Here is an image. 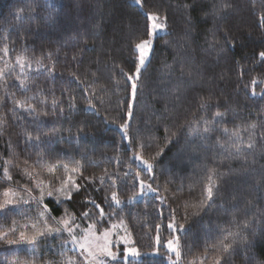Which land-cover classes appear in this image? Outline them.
I'll return each mask as SVG.
<instances>
[{"label": "trees", "instance_id": "trees-1", "mask_svg": "<svg viewBox=\"0 0 264 264\" xmlns=\"http://www.w3.org/2000/svg\"><path fill=\"white\" fill-rule=\"evenodd\" d=\"M139 1L0 0V204L12 188L36 191L25 169L59 187L38 160L70 169L79 161L80 191L43 204L98 233L124 224L142 258L115 264H169L176 237L182 264H264V0ZM153 14L167 33L153 39L133 98L128 76ZM68 174L61 167L55 176ZM141 180L156 191L137 200ZM7 215L0 228L15 211ZM62 242L39 245L54 255ZM8 255L0 243V264Z\"/></svg>", "mask_w": 264, "mask_h": 264}, {"label": "rangeland", "instance_id": "rangeland-1", "mask_svg": "<svg viewBox=\"0 0 264 264\" xmlns=\"http://www.w3.org/2000/svg\"><path fill=\"white\" fill-rule=\"evenodd\" d=\"M136 4L140 5V1L136 0ZM151 16V15H150ZM149 16V17H150ZM159 18V17H158ZM150 25H151V38L152 41L151 47L148 50V53L145 57V64L141 67V70L146 66L148 63L150 56H151V50L153 48V39L157 35H163L167 33V29L165 26V23L160 18L156 21H153L149 18ZM163 23V27L159 29L153 30L152 25L153 23ZM140 57V50L137 49ZM139 156L136 155V157ZM138 165L143 169L147 170L146 165L142 163L141 160L136 159ZM155 191H147L145 190L144 194L138 195L137 200L141 199L146 194H153ZM9 194L5 196V199L2 204H5L6 200H12L11 204H5V206L0 209L2 219L6 220L8 218V211H15V215L11 222L8 220L6 221V225L0 228V243L3 244V246L7 249L8 256H5L4 259L8 261V264H67V261L69 260V254L66 255L67 252H74L75 257H70L73 260H75L76 264H83L84 256L81 255L82 250L78 248L76 244H73L71 236L68 234L67 231H62L60 233L52 232L48 233L43 218L39 216V213L44 210V204L43 203H37L40 197V191L36 189V191L27 192L24 190V188H12L9 192ZM13 193L15 195H13ZM47 195H44V198ZM53 196H56L55 194ZM32 197H36L34 200ZM44 201V199H43ZM6 208V209H5ZM4 209V210H3ZM46 216H48L47 223L51 225L53 228H62V225L57 223V221H60L61 219H66L67 217L64 215L60 218H54L52 219L49 213H46ZM36 223L37 228L33 229L31 227L32 224ZM75 225H78L79 227L75 228V235L77 237V240L79 241L84 235L85 231L89 229V227L84 228L80 222L75 219L74 221ZM72 226V225H70ZM14 228L15 231H10V229ZM177 229V228H176ZM38 231L45 232V235L40 236L36 233ZM95 232V236H92L91 233H89V240L93 242H99L104 243L105 237L104 233H98L96 228L93 229ZM23 232L27 237L36 236L35 240H21L20 239V233ZM178 232V231H177ZM7 233V235H5ZM108 236L107 240L111 241V250L114 253H117V259L111 260V258L104 256V255H97L98 260H101L104 262V264H115L116 262H123L128 263L130 260H140L142 258L141 253L134 247V243L132 241V238L129 234V232L126 230V227L124 224H116L113 226V228L109 231H107ZM179 233V232H178ZM178 236V234H177ZM45 237H58L63 242L58 244L57 247H54L51 251L54 255H50L48 250L50 249H43L41 250V247L39 245L40 241ZM177 238V237H176ZM172 240L173 245L177 248V250L180 252V258L177 260L175 252L169 251V254L171 258L168 262L169 264H182L184 261L181 259L182 252L181 248L179 246V242L177 243V239ZM65 241H64V240ZM134 248L136 249L140 255L139 256H132L127 252V249ZM95 251V249H93ZM156 254V253H154ZM46 256V257H45ZM92 264H96L95 261L92 262ZM184 264H215V263H207L205 258H199L192 261H187V263Z\"/></svg>", "mask_w": 264, "mask_h": 264}, {"label": "snow or ice", "instance_id": "snow-or-ice-1", "mask_svg": "<svg viewBox=\"0 0 264 264\" xmlns=\"http://www.w3.org/2000/svg\"><path fill=\"white\" fill-rule=\"evenodd\" d=\"M149 18L151 20H153V21H156V20L159 19L155 14L151 15ZM262 19H264V17H262ZM162 27H163V23L162 22L161 23H153V25H152L153 30L159 29V28H162ZM151 44H152L151 40H143V41H141L140 43H138L136 45V48L140 50L139 66H137L136 72H135L134 75H129L128 76V80L129 81H133V83H132V95H133V98L135 97L136 88H137L135 80L139 79V75H140V72H141V67L145 64V57H146V55L148 53V50L151 47ZM3 51L5 52V54H7L8 50H7V48H5V49H3ZM49 55H51V54H49ZM259 57H260L261 61H264V51L259 53ZM17 62L20 63V59L19 58L17 59ZM37 63L39 64L40 61L37 60ZM20 66H21V68H23V64H21ZM0 75H3L2 71H0ZM251 83L253 85H256L257 81L254 79ZM21 85H23V81H21ZM252 95H256L255 88L252 89ZM16 103H17L18 107L25 108L26 111H30V112H35L36 111V109L30 104L27 105V107H25V102H23V101H17ZM206 103H207L206 101L204 103H202L201 107H204ZM53 108L55 109V101L53 102ZM60 111L62 112L63 109L61 108ZM46 114L47 113H45V115ZM129 115H131V113H129ZM217 116H221V114L217 113ZM127 127H128L127 124L122 125V128H124L125 130L127 129ZM208 131H209L208 128L204 129L205 133H207ZM226 131L227 130H225V132ZM234 135H237V138H239L238 134L234 133ZM27 138H28L29 141L33 140V137L31 136V134H29ZM39 139H40L39 136L35 137L36 141H39ZM221 146L223 147V145H221ZM141 147H143V145H141ZM251 147H252V145L249 144L248 148H251ZM236 152L239 154L241 152V149L239 147H237L236 148ZM136 159L141 160L142 163L144 165H146L147 170L151 171L152 165L150 163H148V161L143 160L142 157H140V156H137ZM36 163L39 164L41 167L47 168L48 173L51 174L52 176H54L56 180H59V187H56V186H54L51 183V181H49L48 183H45V181L42 180V179H36L33 176L32 173L28 172L27 169H25V175L30 180H32L34 182L35 188L40 191V197H39V200L37 201V203H43V199H44V195H45V189H47V192H46L47 196L52 197L54 194L56 195L57 203H61L62 202L61 198H63V200H71L73 198V193L80 191L81 185L78 184L76 179H75L76 176H81V177L83 176L82 172L80 171V162L79 161H73V163L76 165V167H72L71 169L69 168L68 164H62L59 161H57L54 164H47V163H45L43 161H39L38 160ZM61 167L65 170V173H69L63 179H61L60 177H56L55 176V173H56L57 169L61 168ZM3 171H4L5 177L8 180H11L12 177L9 174L8 168L5 167ZM84 179H91V178L84 177ZM99 179H100L101 183H103L104 178L100 177ZM213 186H214V182L212 181V177L210 176L209 177V184L207 186V198L208 199L212 198ZM24 190L29 192V193L32 192V189H30V188H25ZM145 190H147V191H156L155 189L152 188V186L150 184H145V182L143 180H141L140 181V190L137 193V195L144 194ZM8 194L9 193H7V192L5 193V195H8ZM13 195H15V194L13 193ZM32 198L34 200L36 199V197H32ZM105 199L107 200V197ZM111 199L113 201H115V203L117 205L121 204V201L117 198V193L116 192L112 193ZM89 202L95 208L99 209V217L100 218L105 217L104 209L99 204H97L94 200L89 201ZM11 203H12V200H6L5 201V204H11ZM5 204H0V209H2L5 206ZM49 212H50V210L48 209V206L45 204L44 205V210L39 213V216L41 218H43V222H44V225H45V228H46L47 232L48 233H52V232L60 233L62 231V229L64 231H67L68 234L72 238L73 244H76L78 246V248L82 250L81 255L84 256L83 264H92L93 261H95L96 264H104L103 261L98 260V258H97L98 254L107 256V257L111 258V260L117 259V253H114L111 250V241L107 240V236H108L107 231L103 234L104 237H105V242L104 243L101 244L98 241L97 242L90 241L89 240V233H91L92 236H95V232L93 231V229L95 228V224L90 225L89 229L84 230L85 231V235L78 241L77 237L75 235V228L79 227V226L74 224V221L76 219L75 215L68 213L67 209H65V216L67 218L66 219H61L60 221H57V223L62 225V228H53L51 225H49L47 223V220H48L49 217L46 216V213H49ZM82 216L84 218H88L89 212H87V211L83 212ZM51 218L54 219V217H51ZM97 222H99V221H97ZM70 225H72V226H70ZM31 227L33 229H36L37 228V224L34 223V224L31 225ZM169 227L172 228V227H174V225L170 223ZM245 227H247V225H245ZM181 229H182V226H181ZM10 231H15V229L12 228V229H10ZM36 234L40 235V236H43V235H45V232L38 231ZM5 235H7V233H5ZM229 235H231V233H229ZM0 238H2V237H0ZM226 238L227 237H225V239ZM20 239L21 240H35L36 236L34 235L32 237H27L23 232H21L20 233ZM177 243H178V241H177ZM167 247L169 248L170 251L175 252L176 258L178 260L180 258V252L173 245V241L172 240L168 241ZM229 247H230V245H228V244L224 245L225 250H228ZM93 249H95V251ZM127 252L129 254H131L132 256H139L140 255V253L134 248L127 249ZM67 264H76V262L72 258H69V260L67 261ZM174 264H175V262H174ZM217 264H219V261H217Z\"/></svg>", "mask_w": 264, "mask_h": 264}]
</instances>
